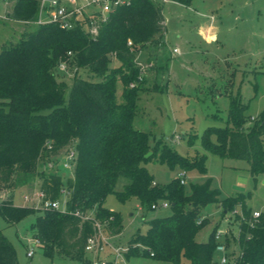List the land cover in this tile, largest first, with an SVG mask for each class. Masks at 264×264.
Segmentation results:
<instances>
[{
    "label": "trees",
    "instance_id": "obj_1",
    "mask_svg": "<svg viewBox=\"0 0 264 264\" xmlns=\"http://www.w3.org/2000/svg\"><path fill=\"white\" fill-rule=\"evenodd\" d=\"M162 3L134 0L115 8L100 20L96 33H91L80 24L63 29L50 22L30 29L38 17L39 0L14 1L7 17L23 21L25 28L18 41L0 46V213L10 224L33 213L34 208L13 204L12 195L36 179H40L43 201L59 199L66 191V208H43L31 225L32 236L51 257L58 251L80 264H93L85 246L98 232L96 221L110 235L123 228L121 214L104 205L109 194L122 202L135 197L146 209L167 202L171 213L148 219L146 230H137L130 238L128 251L171 264H221L215 257L217 226L208 241L196 239L209 221L201 218V212L208 203L221 205L223 216L240 206L236 215L239 253L225 264H264V213L253 217L245 194L221 199L209 179L192 184L190 192L178 178L159 185L143 165L157 157L161 140L152 143L147 132L133 126L138 92L146 77L137 55L162 42ZM112 59L117 66L110 68ZM62 63L75 67L70 85L57 74L56 67ZM80 68L98 79L84 78ZM119 83L122 90L118 95ZM245 110L239 97L230 95L225 125L207 127L203 142L211 152L246 160L256 176L264 174V110L254 118ZM164 145L160 161L205 172L200 157L184 158ZM68 150L74 151L75 167L66 186L60 173L37 170L40 159ZM149 151L151 155L145 156ZM119 177L128 181L122 191H115ZM89 211L95 213L94 218L83 219ZM0 264H20L1 229Z\"/></svg>",
    "mask_w": 264,
    "mask_h": 264
},
{
    "label": "rangeland",
    "instance_id": "obj_2",
    "mask_svg": "<svg viewBox=\"0 0 264 264\" xmlns=\"http://www.w3.org/2000/svg\"><path fill=\"white\" fill-rule=\"evenodd\" d=\"M14 1L0 0V46L5 42L18 41L25 28L24 22L7 17ZM162 7L165 30L161 44L143 48L137 55L139 61L151 65L143 72L146 77L138 92L133 126L147 132L152 143L161 140L157 157L143 165L159 185L167 184L185 170L186 192H190L192 184L209 179L221 199L243 193L246 195V207L251 212L264 213V174L253 175L246 160L211 152L203 142L207 127L225 125L230 95L239 97L246 106L245 114L250 118L264 110V0H190L188 4L166 0ZM42 17L46 20L45 15ZM36 26V23H31L29 28ZM174 49L178 51L174 52ZM115 66L117 61L112 59L109 67ZM61 68V64L56 67L57 74L60 73V79L70 85L75 67ZM79 74L84 78L98 79L86 68H80ZM121 90L119 83L118 95ZM211 140L216 141L214 135ZM164 144L173 147L184 158L203 159L205 172L198 167L185 169L179 163L171 165L160 161L158 155ZM70 151L40 159L37 170L60 173L63 186H66L75 167V160L69 161L70 168L63 166ZM127 181L119 177L115 191H122ZM67 200L68 194L63 191L59 197L60 210L66 208ZM12 202L34 208L33 213L14 224L8 223L0 213V229L12 243L20 264H80L58 251L51 257L40 245L34 247L31 257L27 255L33 237L31 225L43 212L40 179L18 187L12 195ZM104 205L121 214L123 228L119 234L110 235L101 224L107 243L104 251L99 253L86 251L92 263L106 260L112 264H171L128 251L132 235L137 230L144 232L148 219L170 214L169 205L159 202L156 208L146 209L135 197L122 202L113 193L106 197ZM235 210L223 216L221 205L208 203L202 209L201 218L209 221L196 235L197 241L206 242L217 226V230L224 232L221 238L229 254V262H233L239 253L236 241L239 219L236 215L241 212V207ZM85 216L93 219L95 213L89 211ZM116 251L121 253L118 255ZM220 255V252L215 253L216 258Z\"/></svg>",
    "mask_w": 264,
    "mask_h": 264
},
{
    "label": "built area",
    "instance_id": "obj_3",
    "mask_svg": "<svg viewBox=\"0 0 264 264\" xmlns=\"http://www.w3.org/2000/svg\"><path fill=\"white\" fill-rule=\"evenodd\" d=\"M134 0H39V11L37 19L32 22L36 24H43V23H57L63 29H70L77 24L82 25L85 29L90 31L91 33H96L97 25L100 20L105 19L110 11L115 8L129 5ZM160 2H164L166 0H159ZM43 15H45L46 20H43ZM131 42L129 41V44ZM177 49H174V52H177ZM140 66L141 72H145L150 66V63H143L141 61L138 62ZM61 69H65L66 65L61 64ZM134 84L131 83V86ZM175 138V140H177ZM75 154L74 151L71 150L66 157V160L63 166L66 168H70V160H74ZM177 178L179 179L181 184L186 183V171H181ZM66 192V191H65ZM42 196V193L40 192ZM164 205H168L167 202H163ZM154 207H156L154 205ZM43 208H56L59 209V199L55 200H44L43 201ZM236 211V210H235ZM261 212L254 211L252 212L253 217H259ZM83 219H90L87 216L83 215ZM92 219V218H91ZM96 226L98 228V232L93 236L89 237L85 246L86 251H94V252H101L104 251L105 246L104 244L107 243L106 238L101 231V223L96 221ZM224 232L219 230L216 231L215 237L218 241L216 250L220 252L221 255L219 257V262L221 264H225L227 262V255H226V247L222 241L221 235ZM30 246L27 250V255L31 257L34 253V247L36 245H40V242L36 238L30 239ZM119 255L121 251H116ZM102 264H106V260H100ZM97 262L93 263L96 264Z\"/></svg>",
    "mask_w": 264,
    "mask_h": 264
},
{
    "label": "water",
    "instance_id": "obj_4",
    "mask_svg": "<svg viewBox=\"0 0 264 264\" xmlns=\"http://www.w3.org/2000/svg\"><path fill=\"white\" fill-rule=\"evenodd\" d=\"M151 151H149L145 156H150L151 155Z\"/></svg>",
    "mask_w": 264,
    "mask_h": 264
},
{
    "label": "crops",
    "instance_id": "obj_5",
    "mask_svg": "<svg viewBox=\"0 0 264 264\" xmlns=\"http://www.w3.org/2000/svg\"><path fill=\"white\" fill-rule=\"evenodd\" d=\"M23 22V21H22ZM25 24V23H24ZM1 196H2V193L0 192Z\"/></svg>",
    "mask_w": 264,
    "mask_h": 264
}]
</instances>
